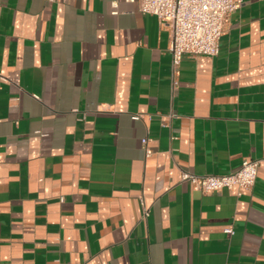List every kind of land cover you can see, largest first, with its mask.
I'll use <instances>...</instances> for the list:
<instances>
[{
	"label": "crops",
	"instance_id": "crops-1",
	"mask_svg": "<svg viewBox=\"0 0 264 264\" xmlns=\"http://www.w3.org/2000/svg\"><path fill=\"white\" fill-rule=\"evenodd\" d=\"M170 44L138 1L0 0V264H264V0L176 87Z\"/></svg>",
	"mask_w": 264,
	"mask_h": 264
},
{
	"label": "built area",
	"instance_id": "built-area-1",
	"mask_svg": "<svg viewBox=\"0 0 264 264\" xmlns=\"http://www.w3.org/2000/svg\"><path fill=\"white\" fill-rule=\"evenodd\" d=\"M56 2L60 0H48ZM138 1L139 10L158 17L170 29V52L173 60V86L178 84L177 72L184 55L213 57L219 53V41L225 20L239 8L243 0H127ZM136 118L138 116H135ZM147 143V139H143ZM147 155L152 149L147 147ZM260 160L245 159L239 169L228 174H196L183 171L181 181L190 182L202 191L238 187L251 190L256 184ZM226 232L233 233L232 228Z\"/></svg>",
	"mask_w": 264,
	"mask_h": 264
}]
</instances>
